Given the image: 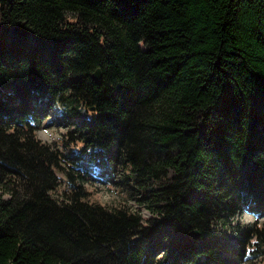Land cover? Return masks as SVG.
Listing matches in <instances>:
<instances>
[{
	"label": "trees",
	"instance_id": "obj_1",
	"mask_svg": "<svg viewBox=\"0 0 264 264\" xmlns=\"http://www.w3.org/2000/svg\"><path fill=\"white\" fill-rule=\"evenodd\" d=\"M119 167L147 217L84 198ZM249 205L264 0H0V264H251L264 219L231 224Z\"/></svg>",
	"mask_w": 264,
	"mask_h": 264
},
{
	"label": "rangeland",
	"instance_id": "obj_2",
	"mask_svg": "<svg viewBox=\"0 0 264 264\" xmlns=\"http://www.w3.org/2000/svg\"><path fill=\"white\" fill-rule=\"evenodd\" d=\"M50 117V115L48 116ZM45 119L42 120L40 128L36 131L37 138L43 142L59 145L60 141L65 139L66 127L58 125L56 123L49 126L48 120L45 123ZM45 123V125H44ZM56 174L60 179L59 187L52 192L53 196L59 197L61 200L62 193L70 191L73 187L74 179L67 175L64 169H55ZM127 173L126 170L119 167L118 170L113 171L109 177V172H105L102 176L104 181L99 180L95 182H88L84 185L85 199L90 202L99 203L109 209L124 208L131 212L140 213L142 216L147 217L149 212L142 205H139L136 198L131 191V188L126 186L125 183L120 182L122 177ZM264 217L259 216L257 220L263 221ZM256 218L249 213L235 214L231 219L232 225H251ZM252 227H256L251 225ZM257 257L251 264H258L264 261V258Z\"/></svg>",
	"mask_w": 264,
	"mask_h": 264
},
{
	"label": "water",
	"instance_id": "obj_3",
	"mask_svg": "<svg viewBox=\"0 0 264 264\" xmlns=\"http://www.w3.org/2000/svg\"><path fill=\"white\" fill-rule=\"evenodd\" d=\"M91 77L93 79H98L100 77V70H99V68H96L92 72ZM90 109L93 110V108H90ZM197 236H198V231L196 229H192L190 231V238L193 239V240H196Z\"/></svg>",
	"mask_w": 264,
	"mask_h": 264
}]
</instances>
